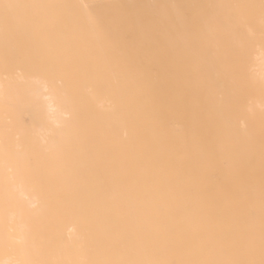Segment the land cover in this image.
I'll return each mask as SVG.
<instances>
[{
  "label": "bare ground",
  "instance_id": "1",
  "mask_svg": "<svg viewBox=\"0 0 264 264\" xmlns=\"http://www.w3.org/2000/svg\"><path fill=\"white\" fill-rule=\"evenodd\" d=\"M87 5L0 2V264L262 259L264 46L245 65L262 80H225L190 4Z\"/></svg>",
  "mask_w": 264,
  "mask_h": 264
},
{
  "label": "rangeland",
  "instance_id": "2",
  "mask_svg": "<svg viewBox=\"0 0 264 264\" xmlns=\"http://www.w3.org/2000/svg\"><path fill=\"white\" fill-rule=\"evenodd\" d=\"M6 1H37V0H0V2H6ZM83 1H85L88 4L87 7H89V4H91L90 7L93 6L92 4H94V6L90 8L95 13V14L92 13V16L95 17L98 15L97 17L101 18V19L121 18V19L134 21L135 18H137V17L138 18L139 17L140 18H150V15H151V17H157V16L161 17L165 21L170 20L169 17H172V21H173V19L175 20V18H176V20H179L182 18L187 19L188 17L192 18V15L194 14L193 18H196V17L201 18V26H202L201 27V31H202L201 34H203L205 32V30H208V31H210V33H212V35H210V33H204L206 38L204 36H201V39H206V40L210 39V41H208L209 43H207L209 45L208 50L217 49L219 51L218 52V54H219L218 55L219 56L218 65H219V67H221V66L224 67V69H220V72L224 71L223 75L225 77V80H228V79H226L227 78L226 75H227V73L231 72V69H232V71L234 69V75L236 76V78H233V80L237 79L238 82L248 81L247 80L248 77H246V75H248V73H254V72L255 73H257V72L261 73L263 71L260 69L259 70L258 69H250L249 70V69H247V67L248 66L249 67L250 66H256L254 59L256 57H258V55H259L258 53H260L257 48L262 49L263 48L262 46H264V0H83ZM187 3L190 4L192 11H189V10H191V8L190 7L188 8L189 4H187ZM171 4H174V6L170 7ZM177 4H178V6H177ZM165 5H167V6H165ZM193 5H195V6L197 5L196 6L197 8H198V6L200 7L201 5L206 6L207 8L205 7V10L201 7H200L201 9L198 8L200 11H202V9L204 11V12H201V15H200V12L198 11V9L196 7L195 8L192 7ZM184 7H186V8H184ZM171 8H172V10L169 11L171 14L169 12L168 13H160V12H162V10H165V9L170 10ZM187 8H188V10L186 11ZM193 9L194 10L197 9L195 11V13H194ZM153 10L154 11L156 10V11L153 13L152 12ZM158 10H159V12H158ZM107 11H108V13H107ZM188 11L190 13H192V15L189 16L190 13ZM221 11L223 13H221ZM196 13L197 14L199 13V15L195 17ZM154 14L157 16H154ZM202 16H205V17L209 16L210 18H212V19H210L211 22L208 19L209 17H206V19L204 18L210 24H212V25H210V28L213 29L212 31L209 29V27H208L209 25H207L208 22H206L205 20L203 21ZM213 16L217 19L216 21H215V18H213ZM226 18H228L229 20ZM212 20H213V22H212ZM202 22L204 25H202ZM204 26L207 28L204 29ZM214 26L217 27V29L215 28L216 29L215 34L213 32V31H215ZM239 33L241 36L239 35ZM242 33H244V34H242ZM250 35L253 36L254 39H253V37L251 38ZM213 37H215L216 39ZM248 37H249V39L247 40ZM250 39H252V40H250ZM243 40L245 41V43L243 42ZM255 40H256V42H255ZM201 41H204V40H201ZM247 41H253V42H251V43L249 42V44H248ZM206 42L207 41H205L203 43L204 45H202V46L204 47V49L207 50L208 46L205 47L207 45V44L205 45ZM213 43H215V45ZM248 45H250V46L248 47ZM255 45H256V47H255ZM240 46H242L243 48ZM222 47H223V49H222ZM244 49H245V51H244ZM246 49L247 50L253 49V52H248ZM255 49H257V50H255ZM226 50H228V53ZM239 50H241V51H239ZM230 51H232L233 53H230ZM244 52L245 53L256 52L255 53L256 56L254 54V57L251 54V59L253 60L254 64L252 63V61H250L248 58H246L247 55H248V57H250V55L249 54L245 55ZM221 53H223V54L227 53L228 55L230 54V56L227 55L229 60L226 57V55L222 56ZM231 55H233V56H231ZM242 55H244L245 58H243ZM245 60L246 61L248 60V62L250 61L249 63L251 65L247 64L248 62H246ZM256 62L258 64L257 66H259V63H261L257 60H256ZM245 65H248V66L246 67ZM243 66H245V67H243ZM227 67L230 70L229 72H227L228 71ZM245 68L247 69V72H246ZM221 70H223V71H221ZM259 71H261V72H259ZM224 77L222 76V79H224ZM249 78L252 81H255L256 79H257L256 81L263 79L260 77H251V76H249ZM60 83L62 84V82H60ZM26 120H28V118H26ZM261 195H262V197L264 196V188L261 189ZM262 199H264V198H262ZM242 200L244 201L245 199L242 198ZM263 258L262 259H259V257L254 258L253 260H251V262H248V264H260L261 261L264 264ZM254 260H255V262H254ZM256 262H258V263H256ZM240 264H247L246 257H243L241 259Z\"/></svg>",
  "mask_w": 264,
  "mask_h": 264
}]
</instances>
